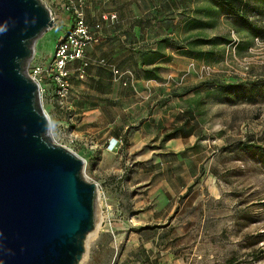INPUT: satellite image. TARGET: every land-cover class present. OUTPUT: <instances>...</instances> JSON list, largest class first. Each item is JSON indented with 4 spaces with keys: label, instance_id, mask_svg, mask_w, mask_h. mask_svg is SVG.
Instances as JSON below:
<instances>
[{
    "label": "rangeland",
    "instance_id": "1",
    "mask_svg": "<svg viewBox=\"0 0 264 264\" xmlns=\"http://www.w3.org/2000/svg\"><path fill=\"white\" fill-rule=\"evenodd\" d=\"M247 1L244 17L220 0L172 4L179 22L180 74L171 98L163 101H171L167 105L175 114L192 112L196 142L188 139L185 148L201 145L183 160L188 167L193 161L202 164L180 194L164 198L149 185L137 186L138 164L154 160L117 153V148L96 158L87 153L96 142L89 139L86 147L59 132L57 120L65 109L51 78L44 76L41 100L52 140L85 161L84 175L100 192V227L80 264H264V34L255 35L247 26L248 21L264 32V4ZM43 2L55 26L35 43L31 75L48 67L72 21L64 0ZM146 177L144 170L145 182ZM163 179L161 173L156 176V189Z\"/></svg>",
    "mask_w": 264,
    "mask_h": 264
},
{
    "label": "crops",
    "instance_id": "2",
    "mask_svg": "<svg viewBox=\"0 0 264 264\" xmlns=\"http://www.w3.org/2000/svg\"><path fill=\"white\" fill-rule=\"evenodd\" d=\"M174 2L85 0L86 21L94 29L101 26L97 31L100 41L88 47L90 65L83 79L75 72L80 64L71 66V97L63 103L65 110L57 120L59 132L75 137L78 144L89 139L96 142L87 149L89 155L109 154L106 147L114 139L118 140L117 153L154 160L149 166L138 164L135 182L139 187L149 185L147 188L154 194L161 192L164 198L188 188V177L196 178L202 165L193 161L188 167V161L183 160L201 145L194 144L197 132L191 126L192 112L175 114L167 105L171 101H163L172 94L171 87L180 74ZM112 16L116 19L105 20ZM71 18L65 31L73 25L72 14ZM179 128L183 131L168 137ZM97 136L100 138L95 140ZM191 138L195 142L186 150L184 143ZM159 173L166 179L156 189Z\"/></svg>",
    "mask_w": 264,
    "mask_h": 264
},
{
    "label": "water",
    "instance_id": "3",
    "mask_svg": "<svg viewBox=\"0 0 264 264\" xmlns=\"http://www.w3.org/2000/svg\"><path fill=\"white\" fill-rule=\"evenodd\" d=\"M54 26L43 0H0V264H80L96 230L98 184L52 140L28 73Z\"/></svg>",
    "mask_w": 264,
    "mask_h": 264
},
{
    "label": "built area",
    "instance_id": "4",
    "mask_svg": "<svg viewBox=\"0 0 264 264\" xmlns=\"http://www.w3.org/2000/svg\"><path fill=\"white\" fill-rule=\"evenodd\" d=\"M64 10L74 16L72 27L67 30L63 36L57 40L55 52L47 68H35L30 77L40 86L42 96V82L44 76L51 78L55 85V95L60 103L69 100L71 95V66L79 63L80 66L75 70L76 74L83 79L85 69L90 65V59L87 54L88 47L92 44H98L100 39L97 31L101 29L100 25L92 28L86 21L84 5L85 0H64ZM115 20L116 16L105 18V20ZM105 63L104 60L100 61ZM119 75L120 71L115 70ZM118 145V140L112 139L108 145V150H114Z\"/></svg>",
    "mask_w": 264,
    "mask_h": 264
},
{
    "label": "trees",
    "instance_id": "5",
    "mask_svg": "<svg viewBox=\"0 0 264 264\" xmlns=\"http://www.w3.org/2000/svg\"><path fill=\"white\" fill-rule=\"evenodd\" d=\"M222 1L226 7L235 13V15H240L241 17H244V9H245V6L248 4V1L246 0H220ZM261 3L264 4V0H261ZM247 26L250 28V30L252 32H254L255 35H263L264 32L263 31H260L258 30L253 24H251L250 22L247 21ZM183 131V128H179L176 130L175 133L171 134L170 136L168 137H175L176 133H179V132H182ZM262 151H263V154H264V149L263 148H260Z\"/></svg>",
    "mask_w": 264,
    "mask_h": 264
},
{
    "label": "bare ground",
    "instance_id": "6",
    "mask_svg": "<svg viewBox=\"0 0 264 264\" xmlns=\"http://www.w3.org/2000/svg\"><path fill=\"white\" fill-rule=\"evenodd\" d=\"M48 115V114H47ZM49 117V116H48ZM49 119H50V117H49ZM99 200H100V192L98 191V200H97V213H96V216L98 215V202H99ZM100 227V219L98 220V217H97V219H96V230L95 231H97L98 230V228ZM91 236V235H90ZM90 236L88 237V240H89V238H90ZM88 249V248H87ZM86 253H87V251H86ZM86 253H85V255H86ZM84 255V256H85Z\"/></svg>",
    "mask_w": 264,
    "mask_h": 264
}]
</instances>
